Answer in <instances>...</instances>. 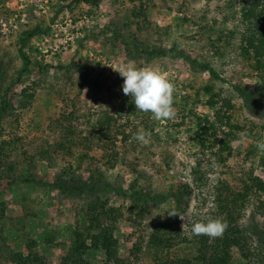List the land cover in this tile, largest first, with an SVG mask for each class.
<instances>
[{
    "label": "rangeland",
    "instance_id": "1",
    "mask_svg": "<svg viewBox=\"0 0 264 264\" xmlns=\"http://www.w3.org/2000/svg\"><path fill=\"white\" fill-rule=\"evenodd\" d=\"M263 11L264 0H0V264H61L83 239L92 264H205L204 248L264 264ZM129 61L175 84V119L123 94L113 69ZM91 207L107 208L101 222ZM189 209L226 221L221 239L237 243L181 231L169 215ZM100 226L108 252L93 241Z\"/></svg>",
    "mask_w": 264,
    "mask_h": 264
},
{
    "label": "clouds",
    "instance_id": "2",
    "mask_svg": "<svg viewBox=\"0 0 264 264\" xmlns=\"http://www.w3.org/2000/svg\"><path fill=\"white\" fill-rule=\"evenodd\" d=\"M113 70L123 78V94L131 97L136 110L150 113L156 121L175 119L177 115L174 107L176 87L161 70L137 67L133 61L122 63ZM133 139L146 145L149 143L150 133L140 129L134 134ZM258 146L264 148V143ZM194 215H196L195 209H189L186 214L173 211L169 216L179 217L182 221L181 231L188 230L192 236H207L215 239L221 237L228 227L227 222L219 217L208 216L200 220H192ZM189 224H191L190 229Z\"/></svg>",
    "mask_w": 264,
    "mask_h": 264
},
{
    "label": "trees",
    "instance_id": "3",
    "mask_svg": "<svg viewBox=\"0 0 264 264\" xmlns=\"http://www.w3.org/2000/svg\"><path fill=\"white\" fill-rule=\"evenodd\" d=\"M86 1H90V0H86ZM92 1H98V0H92ZM264 14V11H263ZM250 47H253V42L248 41L247 42ZM255 48V47H254ZM257 49H260L258 47H256ZM264 53V51H262ZM205 69H208V71L210 72V75L213 78L218 79V75L216 74V72L214 70H212L210 67L205 66ZM209 104H211L212 106H214L216 104V102L212 99ZM261 186H264V183L261 182ZM190 194V193H189ZM94 207H91L90 211H92L91 213L93 214V217L95 220L100 222L102 221V218L104 217V213H107L106 209L107 208H102L101 213L102 216L99 215V213L97 211L93 210ZM165 223H161V225L157 228L155 235L153 236L154 241L157 240L159 242H161L162 240L164 241L165 237H162L163 234V229L162 226ZM98 233L96 236L93 237V241L94 244H103L105 250H107L108 252V246L110 244H113L115 242V238L113 236V234L111 233L110 229H106L105 227H99L98 228ZM226 238H228L227 241H223L221 239V237L217 238V243L222 242V244L220 246L224 247L225 249H227V247H229L230 245L237 243L234 238H229V234L226 236ZM77 243H75L74 247L69 251V253L67 255H65L62 258V262L61 264H92L90 263L86 258H85V252L83 250L84 247H87V242L86 239L81 240H77ZM98 244V245H99ZM94 246V245H93ZM95 247H98L97 245H95ZM205 252H202L200 254V262H203L205 264H229L228 261L226 259H223V257L221 255H216V257L212 256L211 258L208 257V254H213L214 252H212V250H209L208 248H204ZM221 260H225L224 262H222ZM17 264H49L44 258L37 256L35 254H19L17 256V260H16ZM165 264H178L175 261L173 262H167Z\"/></svg>",
    "mask_w": 264,
    "mask_h": 264
}]
</instances>
